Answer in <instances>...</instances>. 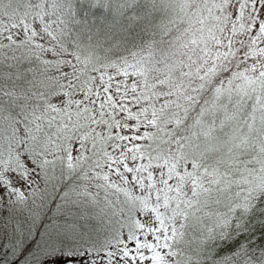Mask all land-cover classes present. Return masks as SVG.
Masks as SVG:
<instances>
[{"label": "snow or ice", "instance_id": "snow-or-ice-1", "mask_svg": "<svg viewBox=\"0 0 264 264\" xmlns=\"http://www.w3.org/2000/svg\"><path fill=\"white\" fill-rule=\"evenodd\" d=\"M264 264V0H0V264Z\"/></svg>", "mask_w": 264, "mask_h": 264}, {"label": "trees", "instance_id": "trees-1", "mask_svg": "<svg viewBox=\"0 0 264 264\" xmlns=\"http://www.w3.org/2000/svg\"><path fill=\"white\" fill-rule=\"evenodd\" d=\"M14 264H15V262H14Z\"/></svg>", "mask_w": 264, "mask_h": 264}]
</instances>
